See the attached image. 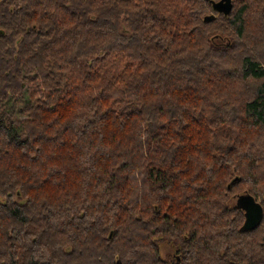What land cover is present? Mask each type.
<instances>
[{
    "label": "trees",
    "instance_id": "16d2710c",
    "mask_svg": "<svg viewBox=\"0 0 264 264\" xmlns=\"http://www.w3.org/2000/svg\"><path fill=\"white\" fill-rule=\"evenodd\" d=\"M215 1L0 0V264H264V0Z\"/></svg>",
    "mask_w": 264,
    "mask_h": 264
},
{
    "label": "water",
    "instance_id": "95a60500",
    "mask_svg": "<svg viewBox=\"0 0 264 264\" xmlns=\"http://www.w3.org/2000/svg\"><path fill=\"white\" fill-rule=\"evenodd\" d=\"M213 9L221 14H228L232 9L231 0H219L212 3ZM240 209L244 212V223L242 231H253L258 227L262 221L264 211L261 204L249 194L240 195L238 197Z\"/></svg>",
    "mask_w": 264,
    "mask_h": 264
},
{
    "label": "rangeland",
    "instance_id": "374dc122",
    "mask_svg": "<svg viewBox=\"0 0 264 264\" xmlns=\"http://www.w3.org/2000/svg\"><path fill=\"white\" fill-rule=\"evenodd\" d=\"M219 42V41H218ZM239 195L238 196H233L231 199H230V202H229V205L230 206H238L239 205V199H238ZM160 252H161V255H162V258L166 261V262H169V261H172L174 260L176 257H177V246H172L171 244H167V243H161L160 244Z\"/></svg>",
    "mask_w": 264,
    "mask_h": 264
},
{
    "label": "bare ground",
    "instance_id": "6f19581e",
    "mask_svg": "<svg viewBox=\"0 0 264 264\" xmlns=\"http://www.w3.org/2000/svg\"><path fill=\"white\" fill-rule=\"evenodd\" d=\"M215 2H216V1H215ZM217 13H218V12H217ZM239 204H240V202H239ZM236 206H237V205H236ZM238 207H239V205H238ZM239 208H240V207H239ZM260 223H261V222H260ZM260 223H259V224H260ZM259 224H258V226H259ZM242 225H243V224H242ZM242 227H243V226H242ZM242 227H241V229H242ZM257 228H258V227H257ZM241 229H240L241 232H246V231H247V230H246V231H242Z\"/></svg>",
    "mask_w": 264,
    "mask_h": 264
}]
</instances>
